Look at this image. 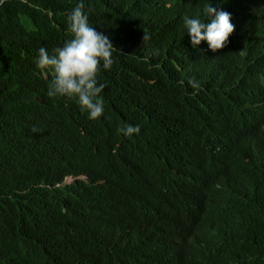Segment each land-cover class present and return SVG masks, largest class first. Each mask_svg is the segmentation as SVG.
<instances>
[{
	"label": "trees",
	"instance_id": "16d2710c",
	"mask_svg": "<svg viewBox=\"0 0 264 264\" xmlns=\"http://www.w3.org/2000/svg\"><path fill=\"white\" fill-rule=\"evenodd\" d=\"M81 2L117 50L95 120L35 63ZM206 4L216 51L184 27ZM263 34L264 0H3L0 264H264Z\"/></svg>",
	"mask_w": 264,
	"mask_h": 264
},
{
	"label": "clouds",
	"instance_id": "9594fccd",
	"mask_svg": "<svg viewBox=\"0 0 264 264\" xmlns=\"http://www.w3.org/2000/svg\"><path fill=\"white\" fill-rule=\"evenodd\" d=\"M3 0H0L2 3ZM204 19L183 17L184 27L195 47L201 41H207L209 48L216 51L225 47L229 36L234 32L235 25L231 22V14L218 10L212 4L203 9ZM67 32L70 38L63 45L52 49H38L35 63L38 69L50 73L48 97H67L75 100L82 111L88 113L89 119H98L104 112V101L100 93L106 87L99 83L97 75L101 70L110 69L114 63L113 52L117 51L102 32H98L88 22L83 3H78L68 14ZM150 37L144 32L143 42ZM193 87H198L189 81ZM34 132L39 129L33 128ZM138 125L124 124L117 128L118 134L132 136L138 134Z\"/></svg>",
	"mask_w": 264,
	"mask_h": 264
},
{
	"label": "bare ground",
	"instance_id": "6f19581e",
	"mask_svg": "<svg viewBox=\"0 0 264 264\" xmlns=\"http://www.w3.org/2000/svg\"><path fill=\"white\" fill-rule=\"evenodd\" d=\"M264 35V34H263ZM263 37V36H262ZM264 40V39H263Z\"/></svg>",
	"mask_w": 264,
	"mask_h": 264
}]
</instances>
